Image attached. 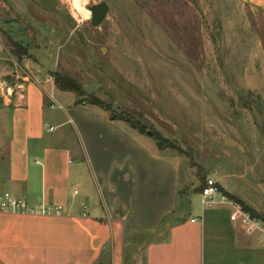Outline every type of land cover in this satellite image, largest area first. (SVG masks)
I'll list each match as a JSON object with an SVG mask.
<instances>
[{"label": "rangeland", "instance_id": "374dc122", "mask_svg": "<svg viewBox=\"0 0 264 264\" xmlns=\"http://www.w3.org/2000/svg\"><path fill=\"white\" fill-rule=\"evenodd\" d=\"M56 1L0 0L1 38L27 52L15 60H37L53 82L68 76L87 94L80 101L110 116L147 123L189 168L183 192L207 229L219 216V204L202 210L208 180L264 218V13L240 0H80L110 7L93 29L73 0Z\"/></svg>", "mask_w": 264, "mask_h": 264}, {"label": "crops", "instance_id": "0c3cea01", "mask_svg": "<svg viewBox=\"0 0 264 264\" xmlns=\"http://www.w3.org/2000/svg\"><path fill=\"white\" fill-rule=\"evenodd\" d=\"M12 45L0 36V83L14 87L0 95V197L62 211L0 214V264H264L258 236L222 206L208 229L192 216L183 159L123 119L75 105ZM25 69L37 83L24 82Z\"/></svg>", "mask_w": 264, "mask_h": 264}, {"label": "built area", "instance_id": "2783aa9c", "mask_svg": "<svg viewBox=\"0 0 264 264\" xmlns=\"http://www.w3.org/2000/svg\"><path fill=\"white\" fill-rule=\"evenodd\" d=\"M23 80L26 83H37L36 79L31 80V77L26 71ZM13 93L14 87L0 83V95L2 97L12 96ZM217 197H220L219 201L216 199ZM218 204L229 206L231 208L230 221L238 226L245 234L250 236H258L260 243L264 246V220L253 217L249 212H246L239 203L228 200V198L222 195V193L219 191L217 183L208 180L206 181L205 187L201 191L202 209H210ZM61 211V208L52 207H43L39 209L31 208L25 196L16 197L12 194L5 193L0 197V214L60 215ZM192 222H195V220H192Z\"/></svg>", "mask_w": 264, "mask_h": 264}, {"label": "trees", "instance_id": "16d2710c", "mask_svg": "<svg viewBox=\"0 0 264 264\" xmlns=\"http://www.w3.org/2000/svg\"><path fill=\"white\" fill-rule=\"evenodd\" d=\"M12 47L14 49V52L16 54V56L18 58L24 57L26 56L27 52L26 50L19 45L18 43H13L12 42ZM53 79H54V84L56 86L57 89L63 91V92H67V93H71L75 99V105L77 106H95L98 107L99 109L110 113V110L108 108L105 107L104 104L100 103L98 100H93L90 103H86V102H82L79 99L82 97L87 96V94L82 90V88L71 78H69L66 75H61V74H53L52 75ZM112 120H119L116 117L111 116ZM124 121L127 122V124L134 130L138 131L140 134L142 135H146L147 134V130L149 129L147 123H144L142 120H138L135 118H130V119H123ZM155 141L157 142V145L159 147L160 150H165L168 149L166 146V141L160 136V135H154L152 136ZM240 205L243 207V209L246 212H249L253 217H257L259 218V216H257L252 210H250L247 206H245L242 202H240Z\"/></svg>", "mask_w": 264, "mask_h": 264}, {"label": "water", "instance_id": "95a60500", "mask_svg": "<svg viewBox=\"0 0 264 264\" xmlns=\"http://www.w3.org/2000/svg\"><path fill=\"white\" fill-rule=\"evenodd\" d=\"M246 5L255 8L258 11L264 13V0H240ZM40 5L43 8L49 10H55L59 7V3L56 0H38ZM88 10L91 12L90 25L93 29H100L104 22L107 20L108 15L110 13V7L105 1H101L97 5H92L88 7ZM151 132H149V136H151ZM219 136L223 139L224 143L230 147H236L237 145L231 141H229L225 135L219 134Z\"/></svg>", "mask_w": 264, "mask_h": 264}, {"label": "clouds", "instance_id": "9594fccd", "mask_svg": "<svg viewBox=\"0 0 264 264\" xmlns=\"http://www.w3.org/2000/svg\"><path fill=\"white\" fill-rule=\"evenodd\" d=\"M71 7L72 9L75 10L73 11V15H75L76 12L78 11L79 13L83 15L85 19L89 18V12L85 11V7L84 5L81 4L80 0H73Z\"/></svg>", "mask_w": 264, "mask_h": 264}, {"label": "bare ground", "instance_id": "6f19581e", "mask_svg": "<svg viewBox=\"0 0 264 264\" xmlns=\"http://www.w3.org/2000/svg\"><path fill=\"white\" fill-rule=\"evenodd\" d=\"M72 3H73V2H72ZM82 5H84V7H85V11L89 12V18H88V19H85V18L83 17V15H82L81 13H79L78 11H77L76 14L73 15V16H74L75 18H78L79 16H81L85 21H86V20H90V18H91V13H90V11L87 10V8H86V2L83 3ZM73 11H75V10L73 9Z\"/></svg>", "mask_w": 264, "mask_h": 264}]
</instances>
